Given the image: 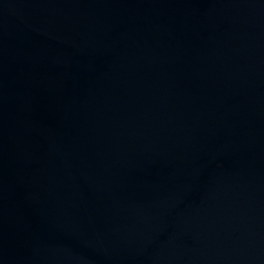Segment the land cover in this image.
<instances>
[{"label": "water", "instance_id": "water-1", "mask_svg": "<svg viewBox=\"0 0 264 264\" xmlns=\"http://www.w3.org/2000/svg\"><path fill=\"white\" fill-rule=\"evenodd\" d=\"M0 264H264V0H0Z\"/></svg>", "mask_w": 264, "mask_h": 264}]
</instances>
